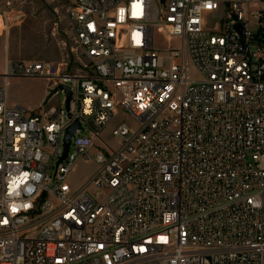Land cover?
<instances>
[{"label": "built area", "instance_id": "built-area-1", "mask_svg": "<svg viewBox=\"0 0 264 264\" xmlns=\"http://www.w3.org/2000/svg\"><path fill=\"white\" fill-rule=\"evenodd\" d=\"M59 1L81 71L0 74V264H264V0ZM11 77L63 101L10 103Z\"/></svg>", "mask_w": 264, "mask_h": 264}, {"label": "rangeland", "instance_id": "rangeland-1", "mask_svg": "<svg viewBox=\"0 0 264 264\" xmlns=\"http://www.w3.org/2000/svg\"><path fill=\"white\" fill-rule=\"evenodd\" d=\"M155 45L167 47L163 33L155 30ZM80 50L73 39L72 25L66 8L59 0H0V74L7 60H47L65 63L72 73L81 68ZM82 60L83 57H81ZM3 82L0 76V84ZM49 90V81L35 77H11L7 86L10 102H19L27 109L37 111L40 105L63 101V94L51 99L42 97ZM120 121L134 125L136 120L126 109H119L103 132V138L113 146L117 140L111 130ZM95 168L93 157L79 159L69 184L77 186Z\"/></svg>", "mask_w": 264, "mask_h": 264}, {"label": "water", "instance_id": "water-1", "mask_svg": "<svg viewBox=\"0 0 264 264\" xmlns=\"http://www.w3.org/2000/svg\"><path fill=\"white\" fill-rule=\"evenodd\" d=\"M60 90H65V92L67 93V101H66V106H69V101H70V89L65 86V85H60L59 86ZM80 127V123L79 121H75L73 122L68 128H67V133H66V137H65V154L64 156H66L69 147H70V143H71V138L74 135L75 131Z\"/></svg>", "mask_w": 264, "mask_h": 264}, {"label": "crops", "instance_id": "crops-1", "mask_svg": "<svg viewBox=\"0 0 264 264\" xmlns=\"http://www.w3.org/2000/svg\"><path fill=\"white\" fill-rule=\"evenodd\" d=\"M6 63V62H5ZM2 84V83H1ZM0 84V85H1ZM48 93H49V90L46 92V94L42 97V101L43 100H45L46 98H47V95H48ZM10 103H13V104H19V105H22V106H24L23 104H21V103H19V102H10Z\"/></svg>", "mask_w": 264, "mask_h": 264}, {"label": "snow or ice", "instance_id": "snow-or-ice-1", "mask_svg": "<svg viewBox=\"0 0 264 264\" xmlns=\"http://www.w3.org/2000/svg\"><path fill=\"white\" fill-rule=\"evenodd\" d=\"M137 7V5H133V8L135 9ZM27 174L25 173V176H26ZM13 211H16V209L15 208H13ZM5 223L7 222V221H4Z\"/></svg>", "mask_w": 264, "mask_h": 264}, {"label": "bare ground", "instance_id": "bare-ground-1", "mask_svg": "<svg viewBox=\"0 0 264 264\" xmlns=\"http://www.w3.org/2000/svg\"><path fill=\"white\" fill-rule=\"evenodd\" d=\"M8 61V60H7Z\"/></svg>", "mask_w": 264, "mask_h": 264}]
</instances>
